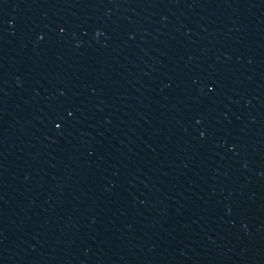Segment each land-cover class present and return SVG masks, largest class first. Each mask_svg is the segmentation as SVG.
Masks as SVG:
<instances>
[{
  "label": "water",
  "instance_id": "water-1",
  "mask_svg": "<svg viewBox=\"0 0 264 264\" xmlns=\"http://www.w3.org/2000/svg\"><path fill=\"white\" fill-rule=\"evenodd\" d=\"M0 264H264V0H0Z\"/></svg>",
  "mask_w": 264,
  "mask_h": 264
}]
</instances>
